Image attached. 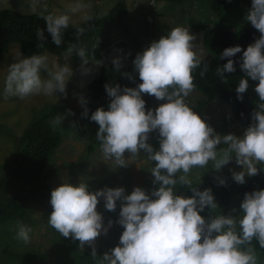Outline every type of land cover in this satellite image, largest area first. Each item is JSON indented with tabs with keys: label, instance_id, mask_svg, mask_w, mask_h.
<instances>
[{
	"label": "clouds",
	"instance_id": "clouds-1",
	"mask_svg": "<svg viewBox=\"0 0 264 264\" xmlns=\"http://www.w3.org/2000/svg\"><path fill=\"white\" fill-rule=\"evenodd\" d=\"M31 2L33 10L42 9L41 17L46 25L44 30L37 29V39L43 42L46 31L52 43L59 47L72 16L45 14L46 0ZM88 7L83 0H76L70 12L80 13ZM82 19L87 23L93 17L84 15ZM245 20L258 30L260 38L243 50L239 66L244 78L239 80L235 92L237 99L242 100V94L249 89V80L258 81L253 90L259 103L242 136L217 134L185 103L195 87L193 70L201 68L200 75L204 76L208 69L206 65L201 67L202 60L194 50L196 37L187 28L174 27L132 61L142 83L135 88L106 84L110 98L107 110L97 108L90 116L98 125L95 138L104 157L113 159L117 167H127L126 152L131 158L144 153L148 161L155 162L149 171L153 185L159 187L150 195L139 187L125 195L122 187L90 192L85 183L77 186L64 183L50 194L52 212L48 225L51 228L64 238L79 241L82 249L85 245L91 247V256L95 258L94 241L108 231L97 206L102 201L105 210L114 212L117 201H121L117 223L124 230L118 246L104 253L99 264H258L253 240L264 249V190L245 193L239 215H223L211 189L199 191L191 187L188 178L194 168L206 170L210 162L213 170L220 171L233 157L242 168L231 172L233 181L239 185L245 183L246 176L264 172V0H252ZM86 30L75 26L77 40ZM43 46V43L38 45ZM241 52L239 46L224 49L219 59L227 58V63L223 69H216L217 75L223 78L224 72H234L231 58ZM72 54L79 58L85 72L91 71L84 67L89 62L85 47L70 44L66 58ZM94 63L99 65L100 61ZM112 63L119 71L120 60L114 59ZM73 74L70 63H51L46 53L23 57L18 51L15 62L7 67L3 93L20 99L43 95L57 101V93L66 98V85ZM123 75L129 80L133 78L130 73ZM142 94L165 103L146 111ZM79 103L86 104L83 96L79 97ZM69 114H72L70 110ZM83 115H88L86 108ZM63 119L58 114L53 126L61 125ZM152 132L158 133V148L147 142ZM221 145L218 150L217 146ZM178 184L188 186L191 197L177 195ZM219 184L224 185L225 181L220 179ZM205 209L214 215L203 218L199 213ZM111 224L109 221L108 227ZM17 229V239L28 244L32 228L18 222Z\"/></svg>",
	"mask_w": 264,
	"mask_h": 264
},
{
	"label": "rangeland",
	"instance_id": "rangeland-1",
	"mask_svg": "<svg viewBox=\"0 0 264 264\" xmlns=\"http://www.w3.org/2000/svg\"><path fill=\"white\" fill-rule=\"evenodd\" d=\"M118 1H123L127 6L125 28L114 30L111 43L107 48L108 59L106 61L99 65L89 62L84 66L91 70L89 72H85L83 68L75 71L70 57L66 58V53L61 55L42 53L48 54L51 63L61 65L70 63L74 74L66 85V98L59 93L56 94L57 101L54 97L43 95L25 99L5 96L3 79L7 67L15 62L18 51L23 56L18 44H10L9 51L4 54L0 63V177L4 174L6 164L16 150L17 139L23 130L51 105L70 107L78 104L82 91L100 66L113 64L114 59H119L121 66L133 64L132 61L137 54L142 53L152 42L158 41L161 36L167 35L172 28L178 26L187 28L189 34L196 37L193 43L197 45L194 50L198 58L202 61L210 60V54L201 45V34L190 28L189 21H199L206 26L215 24L218 17L211 9V0H185L179 4H173L167 0H83V3L90 7L76 14L70 12V6L76 0H46L48 8L45 14H69L72 16V24H78L83 22L84 15L107 14ZM3 9H11L24 14H41L42 11L39 7L33 10L31 0H0V10ZM250 9L251 5L246 9L228 7L224 16L231 24L233 32L237 33L241 25L247 22L245 16ZM142 99L151 102L150 109L152 110L165 103L147 94H142ZM201 99H203L202 93L193 90L185 98V103L189 106ZM203 121L222 136L233 134L240 137L247 128L234 121L229 106L219 99L207 106ZM157 134L156 132L150 133L149 139ZM220 147L223 146H217V149L219 150ZM125 159L128 166L117 167L115 161L106 159L99 148L89 153L87 142L76 132L66 133L62 143L46 163L42 178L51 184L53 190L64 183L72 186L85 183L90 192L104 187H122L125 189V195H128L131 194L133 188L139 187L150 195L151 191L159 187L152 183L154 178L149 170L154 165L147 160L144 153L131 158L126 152ZM211 166L210 162L206 170L194 168L188 178L192 183L199 184L222 178L228 180L234 187L239 186L233 181L231 172H239L242 168L235 163L234 157L220 171L213 170ZM251 177L246 176L245 181ZM214 202L223 215L240 214L239 205L233 196L224 204L215 198ZM121 203L117 201L114 212L105 210L102 201L97 206L98 213L103 217V226L108 228V231L94 241V247L102 250L103 253L109 252L119 244L120 235L124 230L117 223ZM232 209H236V212H232ZM26 212V224L23 220H11L0 224V264H81L66 248L63 237L48 225L49 215L46 204L40 205L30 200L26 204ZM109 221L112 222L111 227H108ZM18 222L29 224L32 228L28 244L17 239ZM84 248L91 247L85 245ZM25 255H30V257H25ZM257 259L258 264H264V257H257Z\"/></svg>",
	"mask_w": 264,
	"mask_h": 264
},
{
	"label": "trees",
	"instance_id": "trees-1",
	"mask_svg": "<svg viewBox=\"0 0 264 264\" xmlns=\"http://www.w3.org/2000/svg\"><path fill=\"white\" fill-rule=\"evenodd\" d=\"M173 4L182 3L185 0H167ZM252 4V0H211L210 5L218 20L212 26H206L195 20L189 21L190 28L201 34V45L210 54L209 61H202L201 67L207 66L204 76L200 75L201 68H196L192 72L194 90L202 93L203 99L189 107L204 119L207 106L216 99L226 103L231 111L235 122L240 126L248 127L251 121V113L259 103L258 96L254 92V87L258 81L249 80V89L242 94L243 99L238 100L235 89L239 80L244 78L240 70V63L243 50L260 38L258 30L254 29L250 23L245 22L240 30L235 33L231 29V24L225 18L228 7L246 9ZM245 6V7H244ZM92 21L78 24H70L66 30L62 44L57 47L51 41V37L45 31V40L39 41L36 36L37 29L44 30L46 25L40 13L24 14L11 9L0 10V63L4 54L9 51L10 44L16 43L24 57L43 52L52 55L67 53L70 44H77L86 48L89 55V62L108 59L107 48L111 43L115 29L125 28L127 6L123 1H118L105 15H91ZM83 26L87 30L83 36L77 40L75 26ZM43 43V47H38ZM239 46L241 53L231 59L234 61L235 71L223 73L221 78L216 73L217 68L223 69L227 63L226 59H219L224 49ZM198 57V56H197ZM73 69L79 71L80 60L75 54L70 57ZM88 62V63H89ZM123 73H130L132 80H129ZM142 83L138 74L135 73L133 64L120 66L119 71L113 64L100 66L97 73L89 80L87 86L82 91L86 104L81 106L78 102L75 106L63 107L51 105L40 117L33 120L17 139L16 150L6 164L4 174L0 177V224L11 220H23L26 217V204L33 200L40 205L46 204L48 215L52 212L50 205V194L53 191L51 184L43 180L42 173L49 158L60 146L63 136L66 133L76 132L87 142V151L94 152L99 148V142L95 138L98 125L90 120L91 114L97 108H104L110 103V98L105 91L106 84L119 85L121 88H135ZM146 102V111L152 107L149 100ZM87 109V116L83 113ZM69 110L72 114H69ZM60 114L64 116L61 125L53 126L52 121ZM154 148H158V134L147 141ZM100 149V148H99ZM155 166V162H152ZM222 179V178H220ZM220 179H215L205 184L191 183V187H197L199 191L205 188L211 189L212 195L220 203L224 204L231 196L234 197L238 205L243 200L245 193L264 190V172L252 176L243 185L234 187L228 180L224 185L219 184ZM177 195L191 197L192 193L188 186L177 185ZM207 219L213 216L211 210L205 209L199 213ZM29 226V224H27ZM63 242L69 252L81 264H99L103 252L95 249L97 257L91 256L92 248L79 247V241H74L70 237L64 238ZM257 257H264V249H261L257 241L253 240ZM30 257V255H25Z\"/></svg>",
	"mask_w": 264,
	"mask_h": 264
}]
</instances>
